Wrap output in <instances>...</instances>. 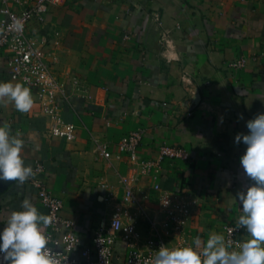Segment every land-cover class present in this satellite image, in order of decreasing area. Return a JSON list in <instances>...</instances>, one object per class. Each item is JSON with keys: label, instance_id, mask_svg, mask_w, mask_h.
I'll return each instance as SVG.
<instances>
[{"label": "crops", "instance_id": "obj_1", "mask_svg": "<svg viewBox=\"0 0 264 264\" xmlns=\"http://www.w3.org/2000/svg\"><path fill=\"white\" fill-rule=\"evenodd\" d=\"M28 32L65 88L62 114L76 139L48 135L36 96L0 57V144L14 169L43 166L38 177L64 202L62 216L76 222L81 248L122 206L141 248L155 222L168 249H195L204 264H217L225 256L223 227L240 221L254 250L250 264H264V57L257 58L264 54V0H71L52 6L44 23L31 21ZM239 58L246 65L230 68ZM136 130L142 158H156L163 143L189 157L143 174L127 155L115 157L120 140ZM123 177L143 214L124 204ZM165 192L197 201L183 234L162 226ZM26 228L47 231V210L19 179L0 194V244L21 246ZM116 247L123 256L125 244Z\"/></svg>", "mask_w": 264, "mask_h": 264}, {"label": "built area", "instance_id": "obj_2", "mask_svg": "<svg viewBox=\"0 0 264 264\" xmlns=\"http://www.w3.org/2000/svg\"><path fill=\"white\" fill-rule=\"evenodd\" d=\"M69 1L71 0H1L0 7V57L8 59L11 78L21 82L36 96L44 116L49 120L48 135L65 142L76 139V126L66 122L62 114L67 101L66 91L54 76L42 46L29 34L28 27L33 20L44 23L52 6ZM261 57L264 54L257 58ZM245 65L246 59L239 58L231 62L229 67L235 70ZM185 75L184 82H187L189 77ZM163 105L168 106L167 103ZM142 142V131L128 133L119 142L116 159L122 160V155L125 154L130 163L143 174L153 172L158 175L161 164L166 160L189 157L185 149L163 143L159 146L156 158L145 159L138 152ZM98 151L107 160L113 157L105 145L99 144ZM43 172V166L37 164L21 180L23 184H31L41 205L46 208L48 229L40 232L26 228L21 246L0 244V264H204L206 257L198 250L168 249L155 222L152 224L153 235L144 248H141V235L133 223V216L122 206H117L111 218L95 228L91 244L81 248L76 222L62 216L64 202L38 177ZM121 183L125 190L124 204L139 208L138 213L143 214L130 178H121ZM155 189L159 190V185H155ZM160 201L164 213L163 228L170 235L183 234L192 217V206L197 201L179 202L166 192L161 195ZM126 218L131 220L130 223H125ZM223 232L225 256L217 264H250L254 250L245 240V223L236 221L225 225ZM119 242L126 246L123 256L117 252Z\"/></svg>", "mask_w": 264, "mask_h": 264}, {"label": "water", "instance_id": "obj_3", "mask_svg": "<svg viewBox=\"0 0 264 264\" xmlns=\"http://www.w3.org/2000/svg\"><path fill=\"white\" fill-rule=\"evenodd\" d=\"M24 174L23 170H16L7 163L4 147L0 144V194L10 189Z\"/></svg>", "mask_w": 264, "mask_h": 264}]
</instances>
